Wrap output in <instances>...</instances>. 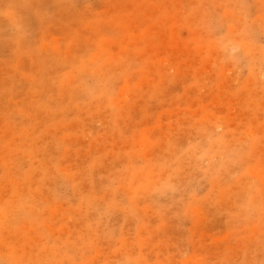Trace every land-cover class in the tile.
<instances>
[{"label": "rangeland", "instance_id": "1", "mask_svg": "<svg viewBox=\"0 0 264 264\" xmlns=\"http://www.w3.org/2000/svg\"><path fill=\"white\" fill-rule=\"evenodd\" d=\"M0 264H264V0H0Z\"/></svg>", "mask_w": 264, "mask_h": 264}, {"label": "clouds", "instance_id": "2", "mask_svg": "<svg viewBox=\"0 0 264 264\" xmlns=\"http://www.w3.org/2000/svg\"><path fill=\"white\" fill-rule=\"evenodd\" d=\"M227 52L229 56H234L236 52L238 51V47L232 45V46H226Z\"/></svg>", "mask_w": 264, "mask_h": 264}, {"label": "bare ground", "instance_id": "3", "mask_svg": "<svg viewBox=\"0 0 264 264\" xmlns=\"http://www.w3.org/2000/svg\"><path fill=\"white\" fill-rule=\"evenodd\" d=\"M227 55V54H226ZM119 106V105H118ZM25 198V197H24ZM5 215V214H4Z\"/></svg>", "mask_w": 264, "mask_h": 264}]
</instances>
